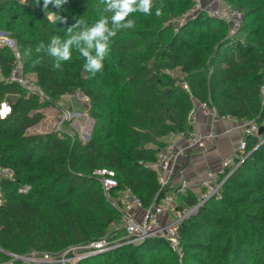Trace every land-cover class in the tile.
<instances>
[{"label": "trees", "instance_id": "16d2710c", "mask_svg": "<svg viewBox=\"0 0 264 264\" xmlns=\"http://www.w3.org/2000/svg\"><path fill=\"white\" fill-rule=\"evenodd\" d=\"M225 3L243 16L234 33L202 9L178 24L195 0H153L151 14L137 11L126 18L134 28L117 32L103 69L91 76L76 44L59 67L47 46L53 37L70 39L67 29L76 20L90 27L108 17L111 27L112 13L102 0H67L44 11L43 0H0V30L15 41L24 74L35 77L43 94L9 81L16 61L0 47V107L5 102L11 108L0 118V171L11 172L0 176V264H22L7 254L60 259L71 248L80 249L79 255L110 235L123 237L112 230L120 214L94 172H114L119 187L112 194L129 188L150 208L171 191L161 190L151 166L166 138L191 129L188 116L196 104L205 103L220 118L264 128V0ZM49 10L66 22H49ZM41 43L44 49L37 52ZM75 91L88 97L94 120L87 142L61 130L29 134L44 120V110ZM245 149L219 193L180 225L181 258L163 239L149 238L72 264H264V141L246 137ZM25 186L30 190L20 193ZM178 200L189 207L198 203L193 192Z\"/></svg>", "mask_w": 264, "mask_h": 264}, {"label": "built area", "instance_id": "2783aa9c", "mask_svg": "<svg viewBox=\"0 0 264 264\" xmlns=\"http://www.w3.org/2000/svg\"><path fill=\"white\" fill-rule=\"evenodd\" d=\"M195 1V7L177 20L178 24L184 23L187 18L193 16L199 10L198 7L200 0ZM215 3L218 4L217 8H214L210 12L207 11V13L211 17L223 19L232 30H239L243 20L242 14L228 6L225 3V0H215ZM0 47L10 50L16 61L9 81L17 83L26 88L30 93L39 94L42 97L43 94L41 91L36 85L30 86V81L27 75L24 74V66L17 44L2 30H0ZM260 96L261 102L264 105V85L261 87ZM60 102H78L85 106L89 104V99L81 91H75L61 96ZM61 112L60 126L75 121L76 115H79L77 112H67L65 110ZM10 113V106L5 102L2 103L0 107V118H6ZM199 115L210 116L214 121L220 118L216 111L213 108H209L205 103L196 104L188 116V125L191 129L187 132L173 133L168 137L165 146L158 154L157 161L151 167L157 174L161 190L168 187L171 191L164 193L160 200L150 208L144 209L141 200L133 194L129 188H125L118 192L117 195H113V191H116L119 187L114 172L105 169L94 172V176L101 184L106 199L120 214V221L112 225V230L119 229L123 232L124 236L117 238V236L113 234L108 238L93 242L83 248L86 252L79 255L74 251L80 249L71 248L63 254L64 256L70 252L77 254L73 258H68L69 263L84 259L88 256L109 252L123 245H138L149 238L163 239L180 258L182 257L179 243L180 225L188 217L198 212V208L209 198L219 193L226 178L238 166L236 160H242L246 156L244 139V141H242L237 147L235 154L222 159L219 169L206 171L198 181L189 177H181L178 183H176L175 181L178 178L180 160L191 151L206 150L215 142L218 136L214 127H211L204 134L196 131V128L199 125ZM222 119L232 120L230 118ZM240 123L244 138H253L257 136L260 127L255 122L244 121ZM2 174L11 176V172L9 171H0V175ZM193 189H198L200 193L195 194ZM29 190L30 187L25 186L21 188L19 192L26 194ZM190 192H193L197 197L198 203L194 207H189L180 203L178 200L179 197L187 196ZM13 258L24 260L26 257L13 255ZM52 261L53 258L47 254H43L41 255L39 262L42 264L52 263ZM64 261L66 262L67 260ZM30 262L36 263V261L33 260ZM65 262H61V264H64Z\"/></svg>", "mask_w": 264, "mask_h": 264}, {"label": "clouds", "instance_id": "9594fccd", "mask_svg": "<svg viewBox=\"0 0 264 264\" xmlns=\"http://www.w3.org/2000/svg\"><path fill=\"white\" fill-rule=\"evenodd\" d=\"M38 5L40 0H35ZM67 3V0H43V11L49 9V5H53L59 9ZM105 5V11L111 12V27H109V18L101 17L92 26H87L85 21L76 20V23L67 29L70 39L61 42L59 38L53 37L47 46V53L57 59L56 67L60 66L61 61H68L71 58L70 49L76 44L78 51L85 58L84 70L91 76H95L100 72L104 65L103 60L109 51V43L121 29L134 28L133 20L126 19L133 12H142L151 14L153 0H102ZM156 14H161V8L156 9ZM47 20L51 23L66 22V18L61 17L57 12L49 10L47 12ZM81 25L84 29L78 35H72L75 29ZM83 42V46H80ZM44 49L41 43L36 51ZM93 51L95 54H93Z\"/></svg>", "mask_w": 264, "mask_h": 264}, {"label": "crops", "instance_id": "0c3cea01", "mask_svg": "<svg viewBox=\"0 0 264 264\" xmlns=\"http://www.w3.org/2000/svg\"><path fill=\"white\" fill-rule=\"evenodd\" d=\"M198 120L197 132L204 134L211 127H214L218 136L215 142L206 150L191 151L180 160L176 183L181 177H189L198 181L206 171L219 169L222 159L235 154L237 147L245 139L239 121L224 120L222 118L214 121L210 116L205 115H199ZM193 192L195 194L200 193L198 189H193Z\"/></svg>", "mask_w": 264, "mask_h": 264}, {"label": "rangeland", "instance_id": "374dc122", "mask_svg": "<svg viewBox=\"0 0 264 264\" xmlns=\"http://www.w3.org/2000/svg\"><path fill=\"white\" fill-rule=\"evenodd\" d=\"M23 4H27L30 0H17ZM199 7L198 9L206 10V11H212L214 8H217L218 4L215 3V0H200L199 1ZM231 32L234 33L236 30H232ZM174 76H179L178 72H174ZM30 86L35 85V77L32 75H27ZM59 105L49 107L46 110H44V120L38 124L37 126L30 129L28 132L29 134H45L49 133L53 130H61L68 132L69 134H77L81 140L84 142H87L90 137V133L93 129L94 120H92L89 115V107L88 105H82L78 102L73 103H62L59 102ZM67 111V112H77L79 115H76V120L68 122L64 125L60 126L61 123V111ZM3 176L9 177L7 174H2ZM1 176V175H0ZM1 204V201H0ZM79 250L74 251L75 253H78ZM72 252V253H74ZM66 256V255H65ZM64 255L59 258H53L52 263H60L65 262L64 260H67L64 264H72L69 263L68 258H66ZM41 255H29L24 260H20L18 258H13V261H21L22 264H40ZM36 261V263H31L30 261ZM63 264V263H62Z\"/></svg>", "mask_w": 264, "mask_h": 264}, {"label": "water", "instance_id": "95a60500", "mask_svg": "<svg viewBox=\"0 0 264 264\" xmlns=\"http://www.w3.org/2000/svg\"><path fill=\"white\" fill-rule=\"evenodd\" d=\"M263 132H264V128H260L259 131H258L257 136L253 137V141L256 142V143H259V142L261 143V142H263L264 140L261 141V135L263 134ZM198 209H200V207H199ZM1 252H2V251H1ZM2 253L7 254V253H5V252H2ZM7 255L13 257V255H11V254H7Z\"/></svg>", "mask_w": 264, "mask_h": 264}]
</instances>
